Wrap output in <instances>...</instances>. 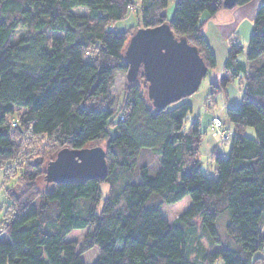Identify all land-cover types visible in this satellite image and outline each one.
<instances>
[{"label": "trees", "instance_id": "trees-1", "mask_svg": "<svg viewBox=\"0 0 264 264\" xmlns=\"http://www.w3.org/2000/svg\"><path fill=\"white\" fill-rule=\"evenodd\" d=\"M249 1L227 8L224 0H175L168 20L169 0H0V169L8 177L19 173L24 184L17 195L6 191L12 212L0 224V264H85L76 243L65 238L86 228V249L98 250L93 264H264V66L246 76L240 105L226 110L233 125L229 151L210 155L211 177L200 167L199 123L184 128L192 107L183 99L152 106L144 78L126 79L123 50L132 32L114 27L136 4L139 28L168 23L176 37L198 49L208 72L216 59L202 16ZM81 7L86 15L72 12ZM20 29L26 33L17 38ZM243 51L241 44H229L223 75L208 97L247 75L246 64L237 60ZM262 55L264 4L253 20L246 59ZM115 115L117 134L111 138ZM247 127L254 137L245 135ZM36 141L40 147L33 151ZM88 146L105 151V176L44 180L47 163L61 149ZM143 151L156 154L159 167L152 177L142 166L140 182L133 183ZM101 184L109 192L98 213ZM152 196L158 202L146 207ZM185 197L189 207L170 224L162 205ZM222 210L235 248L218 238L215 222ZM202 239L209 249L218 248L208 250Z\"/></svg>", "mask_w": 264, "mask_h": 264}, {"label": "rangeland", "instance_id": "rangeland-1", "mask_svg": "<svg viewBox=\"0 0 264 264\" xmlns=\"http://www.w3.org/2000/svg\"><path fill=\"white\" fill-rule=\"evenodd\" d=\"M133 1L136 2L137 0H133ZM256 1L257 0H251L244 5L236 6L232 9H225L221 11L218 18L219 20L215 24H213L217 28V33L219 35L217 39H213V41L216 44L212 45L213 46L212 51L215 55L216 64L214 68L208 70L206 76L202 79L198 90L193 95L189 96L192 97L190 99L194 101L193 103L194 105L192 112L189 113L185 118L184 121L185 129H187L190 126L192 120L198 119L201 122L200 132L203 133L204 135H207L208 133L210 135V128L208 132L207 124L210 119V113H213L222 119L224 129L225 130L228 129L227 130L228 138L229 136L231 137L233 133V125L226 118V110L227 108H234L240 105L243 97L244 83L246 76L251 74L256 68L264 66V55H262L261 57H259L258 59L252 62H248L246 59L248 41L253 30V20L257 12V9L260 6V4L259 5L254 4L256 3ZM174 3L175 0H169L168 6L165 9L164 14L168 20L172 18ZM72 12L77 15H86L88 13V9L82 7L74 8L72 9ZM114 27L118 31L127 30L129 32H133L137 28L142 27L140 24V14L138 8L136 7V4L131 7V12L125 18L115 23ZM25 33L26 31L24 29H20L19 32L16 34V37L18 38L24 35ZM212 35L213 32L212 29L210 28L208 31L207 38L210 40ZM230 43H238L244 47L243 53L237 56V60L241 63L246 64L248 69L247 75L241 74L237 78L230 79V81L224 88L215 89L213 94L210 97H208V93L210 91L209 80L212 78V76H215L216 73H219V70L217 68H221V70L223 69V64L221 65L219 61L221 58L220 55L224 56L226 52L225 45L229 46ZM139 81L141 86H143L144 83L141 80ZM189 97H185L183 100L186 101V99H188ZM209 103L212 104L211 107L207 106ZM21 112L22 111L19 110L18 115H20ZM112 121H114V126L109 128V134L111 138L116 136L117 134V130L115 126V122L117 121V115H115L112 118ZM247 131H249L251 135H254L253 128L247 127L245 132ZM228 138L225 139L224 141H220L219 139H217L218 141L222 142V143H218V151L220 155L223 157L227 156L229 151L230 139L228 140ZM25 145L26 147H30L31 144L26 143ZM39 147H40V143L39 141H36L33 145V151H35L36 148ZM33 151L31 154H33ZM31 158L32 160L40 159L33 157ZM54 159L56 160L57 156H55ZM41 160H44V158H41ZM46 163L47 161L44 160L43 168H45ZM142 166H146L148 168L149 176L153 177L156 174L157 169L159 167L158 156L154 154L152 151L142 152L138 161L137 168L134 172V176L132 179L133 183L140 182V178H141L140 168ZM214 169H215L214 165L210 162L209 158L207 156H202L201 170L206 175L215 177ZM19 175L20 174L17 173L16 176L8 177L5 176L4 171L0 169V224L4 223L6 213L12 212L11 198L7 195L6 191L11 190L14 195H17L21 191L24 185ZM41 184L43 185L42 181ZM100 189L102 192V196L99 204L97 205L98 213L102 207L104 199L108 195L109 186L107 184H101ZM157 202L158 199L152 196L145 206L150 207L155 205ZM79 203H80L79 205H82L81 201ZM189 205H190V199L188 197H185L181 201L175 204L162 205L161 213L163 217L171 224L181 213H183L189 207ZM228 218H229L228 212L222 210L215 222V227L221 244H223L224 246H229L230 248H235L237 244L235 242L230 241L225 231V226L226 223L228 222ZM260 227L264 230V222H261ZM88 232H89L88 228L83 230H74L66 236L65 240L74 241L76 243L77 246L76 251L80 254V257L85 264H93L98 257V250L96 247H91L86 249L87 248L86 236ZM196 233L197 234L199 233L198 229ZM191 238L194 240L195 235H192ZM202 243L205 245V247L208 248V250H216L218 248V246L216 245L211 247V249H209V247L206 246L207 245L206 239H202ZM214 264H223V261L221 259H217V261H215Z\"/></svg>", "mask_w": 264, "mask_h": 264}, {"label": "water", "instance_id": "water-1", "mask_svg": "<svg viewBox=\"0 0 264 264\" xmlns=\"http://www.w3.org/2000/svg\"><path fill=\"white\" fill-rule=\"evenodd\" d=\"M236 0H224L227 8ZM123 56L128 66L126 79L140 75L147 82L146 97L155 109L165 108L193 95L207 74L198 49L186 37H176L170 25L137 28L128 38ZM47 163V183L105 176V151L100 146L81 149L63 148Z\"/></svg>", "mask_w": 264, "mask_h": 264}, {"label": "crops", "instance_id": "crops-1", "mask_svg": "<svg viewBox=\"0 0 264 264\" xmlns=\"http://www.w3.org/2000/svg\"><path fill=\"white\" fill-rule=\"evenodd\" d=\"M255 5H261V4H264V0H257L256 3H254ZM221 12L217 13L214 17L212 18H208L206 15H203L202 16V20H201V26H202V30H203V33H204V36L211 48V50L213 49V46L212 45H215L216 43L213 41V39H217V37L219 36L218 33H217V28L213 25L215 24L219 19V15H220ZM212 29V32H213V35L211 36V39L209 40L207 38V35H208V31L209 29ZM227 50H228V46L225 45V54L224 56L223 55H220V64L224 66V62L226 60V56H227ZM219 70V73H216L215 76H212V78L209 80V87L211 84H217L220 80V78L222 77L223 75V69L221 70V68H217ZM220 76V77H219ZM206 95V94H205ZM192 97H189L188 99H186V102L192 107V110H193V103L194 101L192 99H190ZM202 102V100H201ZM216 114H213V113H210V119L208 121V132H209V125H210V121H211V118L213 116H215ZM193 122H198L199 123V128L201 126V122L200 120L198 119H194L192 120V123ZM228 128V127H227ZM228 130V129H227ZM246 129H244V133L247 135V136H250V137H254V135H251L249 133V131L245 132ZM202 134V139H201V142L199 144V150H198V155H199V161H200V167H201V157L202 156H207L208 158L210 157V155L214 152V151H217L218 150V143H222L220 141H218L217 139L211 137L209 135V133L207 135H204L203 133ZM261 222H264V218L262 219ZM262 232L264 231L262 228H261Z\"/></svg>", "mask_w": 264, "mask_h": 264}, {"label": "built area", "instance_id": "built-area-1", "mask_svg": "<svg viewBox=\"0 0 264 264\" xmlns=\"http://www.w3.org/2000/svg\"><path fill=\"white\" fill-rule=\"evenodd\" d=\"M210 135L220 141L228 138V131L224 129L223 121L217 115L213 116L210 121Z\"/></svg>", "mask_w": 264, "mask_h": 264}]
</instances>
